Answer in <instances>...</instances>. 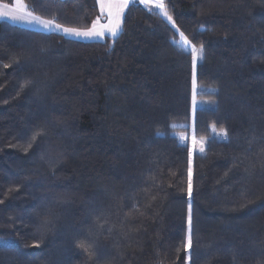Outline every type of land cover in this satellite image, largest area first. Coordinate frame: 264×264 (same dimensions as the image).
Listing matches in <instances>:
<instances>
[{"label":"trees","instance_id":"obj_1","mask_svg":"<svg viewBox=\"0 0 264 264\" xmlns=\"http://www.w3.org/2000/svg\"><path fill=\"white\" fill-rule=\"evenodd\" d=\"M23 1L65 27L100 15ZM165 3L203 47L195 113L191 51L139 0L98 41L0 20V264H264V0Z\"/></svg>","mask_w":264,"mask_h":264},{"label":"snow or ice","instance_id":"obj_2","mask_svg":"<svg viewBox=\"0 0 264 264\" xmlns=\"http://www.w3.org/2000/svg\"><path fill=\"white\" fill-rule=\"evenodd\" d=\"M100 15L96 17V19L91 21V26L86 28L80 27H65L59 23H57L54 19H46L40 15H35L32 10H29L27 5L23 2V0H13L12 4L8 3H0V17H8L14 20H20L27 23H35L40 25L42 28L46 30H51L55 28L56 30L62 31L66 35L75 36L78 38L85 39H103L105 35L115 38L118 36L122 29V19L124 16L125 9L128 7L129 0H96ZM140 2L146 6H151L160 10V13L172 23L173 28H176L175 22L171 15H169L165 0H140ZM16 13V14H13ZM176 32L179 34L180 46L187 51L190 49L191 51V63H192V108L195 113L198 104L200 103L197 100V96L201 94V90L197 87V68L200 61L203 60V47H196L193 44L192 40L189 39L187 35L179 28H176ZM7 67V65H5ZM28 82L26 81L25 84ZM25 84H21V89L25 87ZM171 127H177V125H172ZM180 127H186L184 125H180ZM211 132L213 135H219L222 137H227V131L221 129L219 133H217L215 125L211 126ZM34 134L33 139L36 138ZM177 139L184 143L188 137L186 135L178 136ZM205 143L204 139H200L199 141L195 135V128L193 127V134L191 144L192 147L189 148V168H188V194L191 196L192 194V156L193 153L198 151L199 153L205 152ZM199 147L197 148V145ZM192 219H191V210H189V218H188V234L185 238L184 242V251L186 253V258L190 257V250L192 248ZM78 246L83 247V244H78Z\"/></svg>","mask_w":264,"mask_h":264},{"label":"rangeland","instance_id":"obj_3","mask_svg":"<svg viewBox=\"0 0 264 264\" xmlns=\"http://www.w3.org/2000/svg\"><path fill=\"white\" fill-rule=\"evenodd\" d=\"M0 3H4V2L0 1ZM12 3H13V0H11V3L10 4H12ZM142 5H144V4H142ZM144 6H146V5H144ZM146 7L149 8V9H151V10L157 11L159 14H161L159 9H156L154 7H151V6H146ZM13 14H16V13H13ZM99 14H100V11H99ZM162 17H164V16L162 15ZM0 20L7 21L9 23H12V24H15V25H18V26H21V27H24V28H27V29H30V30H35V31H40V32H46V33H57V34L62 35L63 37H66V38H74V39H76V40L78 39L80 41H91V40H95V39H85V38H78V37L71 36V35H66L62 31L56 30L55 28H53L51 30H46V29L42 28L40 25H38V24H35V23H27V22L20 21V20H14V19H10V18H8L6 16L5 17H0ZM191 140H192V134L189 136L190 147H192ZM197 146L199 147V144Z\"/></svg>","mask_w":264,"mask_h":264},{"label":"crops","instance_id":"obj_4","mask_svg":"<svg viewBox=\"0 0 264 264\" xmlns=\"http://www.w3.org/2000/svg\"><path fill=\"white\" fill-rule=\"evenodd\" d=\"M129 1H130V0H129ZM98 8H99V7H98ZM122 20H123V19H122ZM105 37H110V36L105 35ZM105 37H104V38H105ZM104 38H103V39H104ZM112 38H113V37H112ZM70 39H74V38H70ZM75 40H76V39H75ZM77 40H78V39H77ZM98 40H102V39H97V40L95 39V40H91V41H98ZM79 41H80V40H79Z\"/></svg>","mask_w":264,"mask_h":264}]
</instances>
